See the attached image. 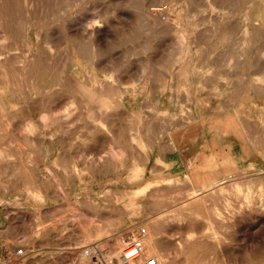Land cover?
<instances>
[{
    "label": "rangeland",
    "instance_id": "1",
    "mask_svg": "<svg viewBox=\"0 0 264 264\" xmlns=\"http://www.w3.org/2000/svg\"><path fill=\"white\" fill-rule=\"evenodd\" d=\"M136 237L264 264V0H0V264Z\"/></svg>",
    "mask_w": 264,
    "mask_h": 264
},
{
    "label": "built area",
    "instance_id": "2",
    "mask_svg": "<svg viewBox=\"0 0 264 264\" xmlns=\"http://www.w3.org/2000/svg\"><path fill=\"white\" fill-rule=\"evenodd\" d=\"M139 233L144 235V229L139 228L136 235L138 236ZM143 253V243L140 238L136 237L123 246L120 251V259L126 264H135L138 261L140 264H160L154 256H144Z\"/></svg>",
    "mask_w": 264,
    "mask_h": 264
},
{
    "label": "bare ground",
    "instance_id": "3",
    "mask_svg": "<svg viewBox=\"0 0 264 264\" xmlns=\"http://www.w3.org/2000/svg\"><path fill=\"white\" fill-rule=\"evenodd\" d=\"M144 246V245H143ZM90 251H91V256L92 257H95V259H96V261H97V263L100 261V262H103V259H102V254H101V251L99 250V249H97V250H93V249H90ZM90 251H88V253L90 252ZM144 252H145V247H144ZM144 254V253H143ZM100 259V260H99ZM99 262V263H100Z\"/></svg>",
    "mask_w": 264,
    "mask_h": 264
}]
</instances>
